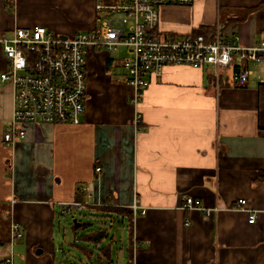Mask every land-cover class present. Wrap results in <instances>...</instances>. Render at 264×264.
Returning <instances> with one entry per match:
<instances>
[{
  "label": "crops",
  "instance_id": "0c3cea01",
  "mask_svg": "<svg viewBox=\"0 0 264 264\" xmlns=\"http://www.w3.org/2000/svg\"><path fill=\"white\" fill-rule=\"evenodd\" d=\"M118 2L0 0V75L9 69L1 40L14 30H97V5ZM158 16L157 36L209 29L214 40L219 27L244 46L264 41V0H194L159 7ZM123 50L115 59L103 50L89 55L81 124L29 126L15 146L2 139L14 88L0 80V264L10 252L14 264H72L82 255L85 264H114L113 256L127 260L131 242L134 264H264V180H257L264 174V68L252 66L247 85L237 87L233 67L167 66L135 105ZM117 61L122 71L114 70ZM184 196L211 212L182 209ZM239 198L257 213L254 224L236 207ZM74 211L83 220L71 221L72 239L59 217ZM13 223L24 237L10 245Z\"/></svg>",
  "mask_w": 264,
  "mask_h": 264
},
{
  "label": "built area",
  "instance_id": "2783aa9c",
  "mask_svg": "<svg viewBox=\"0 0 264 264\" xmlns=\"http://www.w3.org/2000/svg\"><path fill=\"white\" fill-rule=\"evenodd\" d=\"M193 1L121 0L117 4H98L96 9L103 18L97 30L62 38L37 26L18 28L10 37L2 39L9 69L0 75V80L14 88L12 121L2 133L6 145L15 146L26 139L29 126L81 124L88 89V57L99 50H128L123 66L129 73L127 83L134 89L135 105L140 103L150 86V78L161 77L167 66L211 67L215 70L233 67L236 70L235 86H246L252 74L251 67H257L259 72L264 68V41L244 46L236 37L223 38L219 27L212 41L202 34L156 35L159 7H186ZM136 120L139 122V115ZM101 171L96 168V173ZM183 203L182 209L211 212L189 196H184ZM235 204L248 213L249 224L256 222L257 213L249 208L248 200L239 198ZM23 237L20 225L11 224L9 244ZM3 263L14 264L11 252L6 254Z\"/></svg>",
  "mask_w": 264,
  "mask_h": 264
},
{
  "label": "rangeland",
  "instance_id": "374dc122",
  "mask_svg": "<svg viewBox=\"0 0 264 264\" xmlns=\"http://www.w3.org/2000/svg\"><path fill=\"white\" fill-rule=\"evenodd\" d=\"M123 49H125V48H119L118 51H112V52H106V51H104V52H106L108 55H111V57H113V58L115 59V56H118L119 54H121V52H124ZM125 50H126V49H125ZM4 54H5V53H4ZM5 56H6V55H5ZM114 70H115L116 72H117L118 70L122 71V67H120V63H119L118 61L114 64ZM263 74H264V72H263ZM75 218L78 219L79 221H80V220H83V219H81V217H80V212H77V211H74V212L69 213L68 218H67V217H64V216H60V217H59V223H60V225H61V229H64L65 227H67L68 230H69V232H67V233H68V238H69V236H70V237L72 236V239H73V234L71 233V230H70L69 226H70V224H71V221H73V219H75ZM124 228H125V227H123L122 230H123ZM127 228H128V227L126 226L125 229H127ZM107 230L109 231V233H111V232H110V231H111V227H110V225L107 226ZM124 231H125V230H124ZM127 233H128V231H127ZM115 234H116V232H115ZM115 234H114V235H115ZM127 237H128V234H127L126 237H124V239H122L123 244H127V243H126ZM122 241H121V242H122ZM121 242L119 243V242L117 241V244L119 243V247H120V245H121ZM113 245L115 246L116 243H114ZM113 245H112V246H113ZM120 250H121V248L118 250L117 247H116V248L114 249L113 253L116 255V254L119 253ZM125 250H126V249H125ZM71 251H72V248L69 246V243H66V244H65V251H64L65 255H64V256H68V254H69ZM123 255H124V260H123V262H119V259H118L117 257L113 256V261L115 262L114 264H127L126 254L124 253ZM118 257H120V254H119ZM69 261L71 262V257H69ZM85 263H87V262H86V258H85L84 255H82V256H81L79 259H77L75 262L72 261V264H85Z\"/></svg>",
  "mask_w": 264,
  "mask_h": 264
},
{
  "label": "trees",
  "instance_id": "16d2710c",
  "mask_svg": "<svg viewBox=\"0 0 264 264\" xmlns=\"http://www.w3.org/2000/svg\"><path fill=\"white\" fill-rule=\"evenodd\" d=\"M115 1L117 2L118 0H115ZM112 2L114 3V1H112ZM212 33H213V31L208 29V30L200 31L198 34L204 35L208 41H211L213 39ZM198 34H196V35H198ZM257 180L263 181L264 180V174H260L258 176ZM102 209H105V208H102ZM108 209L110 210V212H114L115 214L116 213H121V214L124 213V214L131 215V216L133 214L132 210H129V209L115 208V207H112V208L109 207ZM85 226H86V224L82 223L81 229H84ZM100 235H102V236H100ZM104 237H105V234H99V237H97V238L103 239ZM87 241H89V240H87ZM130 241H132L131 238H130ZM127 260H128L127 264H134V251H133L132 242L130 243L129 249L127 250Z\"/></svg>",
  "mask_w": 264,
  "mask_h": 264
},
{
  "label": "water",
  "instance_id": "95a60500",
  "mask_svg": "<svg viewBox=\"0 0 264 264\" xmlns=\"http://www.w3.org/2000/svg\"><path fill=\"white\" fill-rule=\"evenodd\" d=\"M62 38H66V36H62Z\"/></svg>",
  "mask_w": 264,
  "mask_h": 264
}]
</instances>
